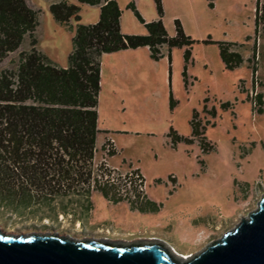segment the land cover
Instances as JSON below:
<instances>
[{
  "label": "rangeland",
  "instance_id": "1",
  "mask_svg": "<svg viewBox=\"0 0 264 264\" xmlns=\"http://www.w3.org/2000/svg\"><path fill=\"white\" fill-rule=\"evenodd\" d=\"M29 1L39 9L37 49L56 66L66 65L73 29L51 17L47 0ZM68 1L78 7V20L70 19L72 27L75 22L90 23L86 21L95 14L98 17L97 6ZM160 1L165 30L174 32L172 20L177 15L183 31L193 40L185 69V46L172 47L169 61L164 44L157 60L148 50H137L139 79L125 86L121 97L109 100L108 115L97 117L94 156L97 160L101 141L110 138L115 152L107 156L108 164L140 171L145 193L160 202L146 222L158 239L183 257L197 253L231 229L264 193V110L252 111L251 101L246 99L252 87L247 58L253 47L251 62L260 83H254L255 91L264 97V32H255V0H213L211 8L206 0ZM129 2L144 21L157 18L155 2L116 0L122 32L144 34L143 25L127 7ZM206 39L212 42L204 43ZM214 41L234 43L241 63L225 68ZM28 47L26 39L18 50ZM15 63L17 51L9 52L2 58L0 70L13 69ZM192 111L197 114V135L189 124ZM170 129L190 142L173 141L167 134ZM199 136L210 149L202 150ZM74 227L49 208L21 211L14 204L0 203V228L6 232L28 235L55 230L74 235V229L70 231Z\"/></svg>",
  "mask_w": 264,
  "mask_h": 264
},
{
  "label": "trees",
  "instance_id": "2",
  "mask_svg": "<svg viewBox=\"0 0 264 264\" xmlns=\"http://www.w3.org/2000/svg\"><path fill=\"white\" fill-rule=\"evenodd\" d=\"M75 1L98 5V17L93 23L75 22L72 27L69 19L78 20V7L65 0L49 2L51 17L73 29L66 65L59 67L37 49L39 9L28 7L24 0H0V62L7 53L17 51L14 68L0 70V203L14 204L21 211L45 207L56 216L53 202L60 195L87 196L92 190H101L106 198L112 196L109 187L96 182L91 166L96 150L95 134L99 131L96 98L101 53L147 46L149 56L157 60L161 57V45L168 49L185 46L182 52L185 69L193 43L178 19L172 20L173 35L166 32L160 20V0H154L157 18L149 21H144L130 2L127 4L145 29L141 35L122 33L116 0ZM206 2L209 8L214 4L213 0ZM254 28L255 32H264V1L255 0ZM23 36L29 47L18 50ZM209 42L212 41L204 40ZM214 42L225 68L241 63L234 43ZM254 54L253 47L252 59ZM251 58L247 61L253 82L256 67ZM246 99L250 97L246 95ZM251 100L252 111L264 110L261 93L256 92ZM196 116L192 111L189 119L193 135L200 133L194 122ZM167 134L173 141L190 142L171 129ZM198 143L203 151L211 148L200 136ZM114 152L115 147L110 148L107 155Z\"/></svg>",
  "mask_w": 264,
  "mask_h": 264
},
{
  "label": "water",
  "instance_id": "3",
  "mask_svg": "<svg viewBox=\"0 0 264 264\" xmlns=\"http://www.w3.org/2000/svg\"><path fill=\"white\" fill-rule=\"evenodd\" d=\"M46 232L24 235L0 228V264H264V193L247 216L183 261L162 239L120 242Z\"/></svg>",
  "mask_w": 264,
  "mask_h": 264
},
{
  "label": "crops",
  "instance_id": "4",
  "mask_svg": "<svg viewBox=\"0 0 264 264\" xmlns=\"http://www.w3.org/2000/svg\"><path fill=\"white\" fill-rule=\"evenodd\" d=\"M24 1L28 7L34 8L29 0ZM50 1L53 0H47V6ZM65 1L69 2L68 0ZM94 6L98 7V5ZM176 16L177 15L173 16L174 19H176ZM96 19L97 16L95 14L86 22L92 23L95 22ZM167 33L173 35L174 32ZM26 39V36H23L21 43ZM161 47L160 53L162 56ZM139 49L149 51L147 46H137L100 54L99 90L98 97L96 98V128L97 117L101 114H109V100L120 96L125 86L127 87L133 83L135 79H139L137 67L140 61H138L139 57H137L136 53ZM165 56L169 61L170 48L166 49ZM63 66L64 65L59 67ZM53 203L55 204V212L57 214L67 218L71 225L77 226L76 228H70V231L74 229L73 233L79 234L80 236L99 237L120 242H136L160 238V236L153 232V229H150L146 222L148 215L156 212L160 205V202L149 194H146L144 200L136 207L129 206L123 201L108 200L105 193L101 190H92L87 196L82 193L64 196L60 195L54 199Z\"/></svg>",
  "mask_w": 264,
  "mask_h": 264
},
{
  "label": "built area",
  "instance_id": "5",
  "mask_svg": "<svg viewBox=\"0 0 264 264\" xmlns=\"http://www.w3.org/2000/svg\"><path fill=\"white\" fill-rule=\"evenodd\" d=\"M255 82L259 81L257 80L254 71L252 87H250V93L247 94L250 97V100L257 92L255 91ZM263 98L264 97H261V99ZM251 101L253 103V100ZM114 147L115 146L110 138H105L103 141H101L98 147L100 152L99 157L96 160L95 156H93L91 163V166L95 170L94 176L97 179V183L110 188V194L112 196L108 197V200L115 199L117 201H123L134 207L146 197L144 190L145 179L137 168L128 166L127 168L122 169L118 166H112L108 164L107 152L110 148Z\"/></svg>",
  "mask_w": 264,
  "mask_h": 264
},
{
  "label": "bare ground",
  "instance_id": "6",
  "mask_svg": "<svg viewBox=\"0 0 264 264\" xmlns=\"http://www.w3.org/2000/svg\"><path fill=\"white\" fill-rule=\"evenodd\" d=\"M167 249H168V251L170 252L171 255H173L174 257H176L178 259H180V261L186 260V259H188V257L191 256V255H186V256L182 257L176 251H174V250H172V249H170L168 247H167Z\"/></svg>",
  "mask_w": 264,
  "mask_h": 264
},
{
  "label": "clouds",
  "instance_id": "7",
  "mask_svg": "<svg viewBox=\"0 0 264 264\" xmlns=\"http://www.w3.org/2000/svg\"><path fill=\"white\" fill-rule=\"evenodd\" d=\"M70 235H72V234H70ZM153 240H155V239H153Z\"/></svg>",
  "mask_w": 264,
  "mask_h": 264
}]
</instances>
